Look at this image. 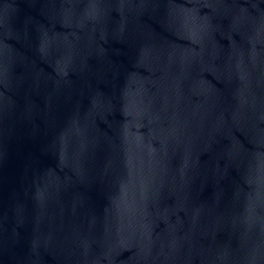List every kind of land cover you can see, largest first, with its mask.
Masks as SVG:
<instances>
[{
    "label": "water",
    "instance_id": "water-1",
    "mask_svg": "<svg viewBox=\"0 0 264 264\" xmlns=\"http://www.w3.org/2000/svg\"><path fill=\"white\" fill-rule=\"evenodd\" d=\"M0 264H264V0H0Z\"/></svg>",
    "mask_w": 264,
    "mask_h": 264
}]
</instances>
